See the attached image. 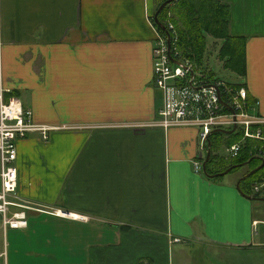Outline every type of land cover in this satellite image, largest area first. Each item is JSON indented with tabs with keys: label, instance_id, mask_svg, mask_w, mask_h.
<instances>
[{
	"label": "crops",
	"instance_id": "0c3cea01",
	"mask_svg": "<svg viewBox=\"0 0 264 264\" xmlns=\"http://www.w3.org/2000/svg\"><path fill=\"white\" fill-rule=\"evenodd\" d=\"M161 1L0 0L3 84L57 126L19 140L3 264H264L251 198L194 170L198 129L151 123ZM222 1L264 114V0Z\"/></svg>",
	"mask_w": 264,
	"mask_h": 264
},
{
	"label": "built area",
	"instance_id": "2783aa9c",
	"mask_svg": "<svg viewBox=\"0 0 264 264\" xmlns=\"http://www.w3.org/2000/svg\"><path fill=\"white\" fill-rule=\"evenodd\" d=\"M152 22L156 25L154 19ZM164 24L169 35L165 30L161 32L156 25L153 47L155 84L161 93V105L151 123L164 128L191 126L198 129L197 153L193 161L196 172H203L209 140L212 155L216 154L211 135L215 129L221 128L235 127L230 134L237 135V138L230 143L227 141L230 162L245 151L254 160L257 159L256 164L259 165L264 161V114L257 110V101L249 100L243 84L202 72L199 63L179 47L178 33L170 17ZM2 50L0 10V226L5 235L9 228L23 227L28 223L23 210H11L12 206H25L14 199L18 197L16 160L19 140L33 133H39L43 140H48L50 132L57 126L36 121L32 110L25 107L21 99L3 84ZM263 167L264 164L257 171ZM241 188L252 200L264 201V173L250 181L247 188L241 184ZM261 223H264V218L253 220L256 232ZM6 255L5 241L0 250V259Z\"/></svg>",
	"mask_w": 264,
	"mask_h": 264
},
{
	"label": "trees",
	"instance_id": "16d2710c",
	"mask_svg": "<svg viewBox=\"0 0 264 264\" xmlns=\"http://www.w3.org/2000/svg\"><path fill=\"white\" fill-rule=\"evenodd\" d=\"M168 17L174 23L178 33L179 47L198 63L201 62L204 55L206 36L210 34L223 41L220 55L225 59L226 66L231 67L239 74L244 73L246 38L231 34L229 30L231 20L230 6L227 2L222 0H174L168 3L159 13V18L163 23ZM156 25L161 32H164L160 25ZM222 134L219 131L212 133L213 147H215V143L218 140L217 137ZM229 136H234L231 141H228L229 143L237 138L235 134H230ZM218 159L220 158L213 153L207 163V168L211 173L224 170L232 164L245 161L251 162L254 157L247 155L244 151L232 162L225 163L221 167L210 168L209 164L217 162L216 160Z\"/></svg>",
	"mask_w": 264,
	"mask_h": 264
},
{
	"label": "rangeland",
	"instance_id": "374dc122",
	"mask_svg": "<svg viewBox=\"0 0 264 264\" xmlns=\"http://www.w3.org/2000/svg\"><path fill=\"white\" fill-rule=\"evenodd\" d=\"M223 41L221 39H217L210 34H207L206 36V44L204 49V55L201 59V62L199 63L200 70L202 72L208 73V75H213L214 77H220L223 78L229 82H239L243 80V77L234 69L231 67L226 66L225 59H223L220 55V48ZM160 99H157V104H160ZM234 138V136H229L226 134L219 135L217 137V141L215 143L214 152L220 156L217 162H211L209 164L210 168H215L217 166L221 167L223 164L229 163L231 160L228 159V151H227V141H231ZM258 162L257 159L247 162L242 165H238L234 167L232 170L228 171L225 174H222V176L219 177V179L229 180L234 185H237V181L241 176L246 174L250 167L255 165ZM264 173V167L257 171L255 174H253L251 177L242 180L241 184L247 188L250 181H252L254 178H256L258 175ZM252 206H253V214L254 217L257 218H264V201L262 200H252L249 199ZM9 232L8 231V237L7 232L4 235L3 229L0 226V250L3 249V244L5 242V239L9 238ZM255 240L257 242H264V223H261L259 225V233L256 235ZM256 247L264 249V244H256ZM261 260H264V254L261 258ZM3 258L0 259V264H3Z\"/></svg>",
	"mask_w": 264,
	"mask_h": 264
},
{
	"label": "water",
	"instance_id": "95a60500",
	"mask_svg": "<svg viewBox=\"0 0 264 264\" xmlns=\"http://www.w3.org/2000/svg\"><path fill=\"white\" fill-rule=\"evenodd\" d=\"M174 0H163L160 5L157 7V9L155 10L154 12V21L160 25L169 35V31L167 30L166 28V25L160 20L159 18V13L160 11L170 2H172ZM169 42H170V37L168 38ZM174 60V59H173ZM235 127L231 128V129H215L214 132H222L224 134H230L234 131ZM211 156H212V147H211V141L209 140L208 142V149H207V155H206V158L204 160V163H203V170L204 172L210 176V177H215V176H218V175H222V174H225L227 173L228 171L232 170L234 167L238 166V165H242V164H245L249 161H245V162H242V163H236V164H232L230 166H228L227 168H225L224 170H221V171H217V172H214V173H211L208 168H207V163L208 161L211 159ZM264 164V161H262L259 165H257L256 167L250 169L246 174H244L243 176H241L239 178V180L237 181V187L238 189L245 195V193L243 192L242 188H241V181L243 179H245L246 177L250 176L252 173L256 172L259 168H261ZM248 198L249 195H246ZM254 199V198H253Z\"/></svg>",
	"mask_w": 264,
	"mask_h": 264
},
{
	"label": "flooded vegetation",
	"instance_id": "af4514ba",
	"mask_svg": "<svg viewBox=\"0 0 264 264\" xmlns=\"http://www.w3.org/2000/svg\"><path fill=\"white\" fill-rule=\"evenodd\" d=\"M257 165H258V164L251 166V167H250V169H252V168L256 167Z\"/></svg>",
	"mask_w": 264,
	"mask_h": 264
}]
</instances>
